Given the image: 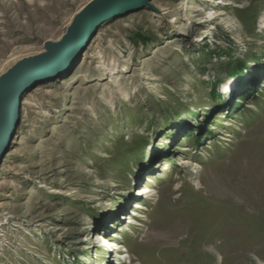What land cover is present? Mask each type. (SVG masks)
I'll use <instances>...</instances> for the list:
<instances>
[{
	"label": "rangeland",
	"instance_id": "rangeland-1",
	"mask_svg": "<svg viewBox=\"0 0 264 264\" xmlns=\"http://www.w3.org/2000/svg\"><path fill=\"white\" fill-rule=\"evenodd\" d=\"M91 1L0 0V77ZM111 13L12 112L0 264H264V0Z\"/></svg>",
	"mask_w": 264,
	"mask_h": 264
},
{
	"label": "water",
	"instance_id": "water-1",
	"mask_svg": "<svg viewBox=\"0 0 264 264\" xmlns=\"http://www.w3.org/2000/svg\"><path fill=\"white\" fill-rule=\"evenodd\" d=\"M122 1L124 0H94L90 2L73 18L63 40L56 47H52L35 59L25 61L18 67H13L10 78L0 77V147L5 136L3 132L10 125L12 112L22 92L29 86L31 78L49 69L70 52L83 47L90 32L112 14L111 12H115L117 4ZM149 1L136 0L129 7L147 5ZM41 60H45V62L40 63ZM59 72V69L53 71L48 78L51 79Z\"/></svg>",
	"mask_w": 264,
	"mask_h": 264
},
{
	"label": "bare ground",
	"instance_id": "bare-ground-1",
	"mask_svg": "<svg viewBox=\"0 0 264 264\" xmlns=\"http://www.w3.org/2000/svg\"><path fill=\"white\" fill-rule=\"evenodd\" d=\"M31 1V0H30ZM94 1V0H93ZM29 2V1H28ZM55 2H57V4H59L60 5V3H59V0H55ZM92 2V1H91ZM136 2V0H124V1H122V2H120L119 4H117V7H116V12H118L119 10H122V9H125V8H128L130 5H133L134 3ZM19 4V3H18ZM20 5V4H19ZM32 6L35 8V11H36V14H38V16H40L42 19H45L46 17H45V14L44 13H42L41 11H39V9H38V6H36V3H33L32 4ZM18 8H21V6L20 7H18ZM30 9V8H29ZM47 10V9H46ZM182 10V9H181ZM34 11V12H35ZM82 11V10H81ZM25 13V12H24ZM80 13V12H79ZM20 14H23V13H20ZM25 16V15H24ZM40 18V19H41ZM31 19V18H30ZM20 20V19H19ZM46 20V22H47V19H45ZM41 21V20H40ZM185 30V29H184ZM67 32V31H66ZM63 40V37L61 38V40H59L58 42H46L45 43V45H44V47H45V52L47 51V50H49V49H51L52 47H56V45H58L61 41ZM75 53V51H72V52H70L69 54H68V56H72L71 55V53ZM73 53V54H74ZM39 56V55H38ZM35 58H37V56H33V57H28V58H25V59H22L21 61H19V62H17L15 65H13L5 74H3L1 77H4V78H10V76H12V73H11V69L13 68V67H18L19 65H21L22 63H24L25 61H27V60H31V59H35ZM66 58V57H65ZM64 57L63 58H61L58 62H59V64H58V67L57 68H59L60 66H61V64L60 63H62V61L65 59ZM43 62H45V60H41L40 61V63H43ZM40 68H42V67H40ZM60 70V69H59ZM0 93H1V91H0ZM9 127H10V125L9 126H7L6 128H5V130H4V132H3V135L5 134H7L8 133V131H9ZM2 141V140H1ZM100 238V240L101 241H103L105 244H106V246H108V248H114L115 247V245L113 244V242H111V240L109 239V238H107V237H105V236H99Z\"/></svg>",
	"mask_w": 264,
	"mask_h": 264
}]
</instances>
